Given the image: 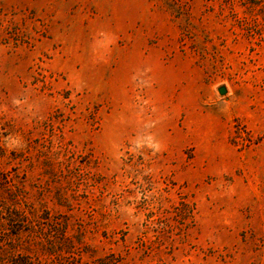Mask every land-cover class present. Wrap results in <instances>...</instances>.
Returning <instances> with one entry per match:
<instances>
[{
	"label": "rangeland",
	"instance_id": "1",
	"mask_svg": "<svg viewBox=\"0 0 264 264\" xmlns=\"http://www.w3.org/2000/svg\"><path fill=\"white\" fill-rule=\"evenodd\" d=\"M0 131V264H264V0H0Z\"/></svg>",
	"mask_w": 264,
	"mask_h": 264
},
{
	"label": "water",
	"instance_id": "2",
	"mask_svg": "<svg viewBox=\"0 0 264 264\" xmlns=\"http://www.w3.org/2000/svg\"><path fill=\"white\" fill-rule=\"evenodd\" d=\"M217 89H218V92L221 93V94L226 91V88L223 85L222 86H219Z\"/></svg>",
	"mask_w": 264,
	"mask_h": 264
},
{
	"label": "trees",
	"instance_id": "3",
	"mask_svg": "<svg viewBox=\"0 0 264 264\" xmlns=\"http://www.w3.org/2000/svg\"><path fill=\"white\" fill-rule=\"evenodd\" d=\"M2 132L0 131V138H1Z\"/></svg>",
	"mask_w": 264,
	"mask_h": 264
}]
</instances>
